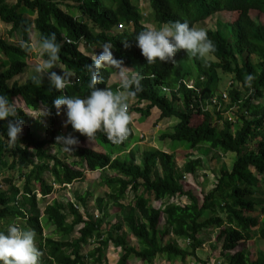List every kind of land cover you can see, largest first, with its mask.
<instances>
[{
    "label": "trees",
    "instance_id": "obj_1",
    "mask_svg": "<svg viewBox=\"0 0 264 264\" xmlns=\"http://www.w3.org/2000/svg\"><path fill=\"white\" fill-rule=\"evenodd\" d=\"M146 1L152 8L148 19L158 26L174 21H186L190 26H196V23L217 13L230 12L233 16L230 22L218 20L215 28L207 30L209 39L215 45V59L188 58L181 49L174 54V63L158 60L146 63L136 47L135 35L149 27L140 24V9L132 0H113L116 8L106 13L97 9L92 0L85 3V7H79L83 15L103 27L100 32L94 31L85 22V17L80 16V20L72 17L53 0H17L11 6L6 0H0V19L12 25L11 36L16 30L26 33V30L32 29L31 24H34L33 31L40 37L55 33L61 45L59 61L80 78L79 83L72 80L69 87L59 92L50 88L48 83L37 87L31 79L20 83L15 77L24 71L28 51L0 37V50L11 62L0 73V95L7 96L12 102L15 96H19L28 108L39 114L40 105L47 108L46 114L37 119H31L16 108L18 118L23 124L29 122L30 127L21 132L18 140L11 145L6 135L7 121H0V169L15 170L17 167L32 166L22 191L14 184L8 190H0V218L15 215L36 233V238L39 237L37 248L42 253L38 264H86L87 260L96 264H110L104 258L110 243L121 249L115 264H129L132 257L140 260L141 264H152L158 257L177 264L188 257L198 259L197 249L203 244L199 234L208 229H219L216 241L221 244V256L228 260L227 264H264L263 251H259L253 259V254L246 248L247 242L255 236L264 240V220L250 214L257 211L259 206L264 214V189L261 183V180L264 182V23L251 17L252 10L264 14V0ZM23 7L28 9V14H37L33 18L34 23L24 12H20ZM118 23L125 27L122 32H106ZM129 25L132 30H129ZM64 36L74 40L84 37L88 44H111L116 48L114 59L121 61L122 66L132 67L143 74L142 90L130 99L136 98L139 102L145 100L148 104L145 108L136 106L133 111L149 116L150 111L157 107L160 119H178L173 130L163 131L162 139L187 142L192 149L207 144L215 152L219 150L236 155L230 169L226 164L221 166L215 187L202 200L183 184L184 177L195 176L197 171L204 168L201 158L189 155L184 165L179 167L174 152L159 149L142 150L140 157L134 149L129 151L126 158L112 156L114 149L126 148L133 141L131 122L128 123V135L119 143L109 141L102 130L89 139L70 128L66 134L74 136L78 144L67 151L78 160L74 158L68 162L48 153L47 145L56 146L58 151L65 149L56 143L53 127L58 115L52 106V99L58 95L83 97L89 91L88 73L82 65H88L91 59L83 57L77 51L76 44L66 43ZM23 42L31 46L32 39L25 36ZM254 58L258 61H254ZM186 59H191L196 66V87L199 92L188 90L184 84L176 90L178 82L192 73L185 70ZM120 67L119 64H112L109 68L100 66L103 79L97 87L115 91L119 83L109 84V79ZM220 73L232 74L244 91L238 87L230 90L231 103L226 106L229 109L238 103L240 109L236 117L240 123L235 124L222 117V129H217L213 125L216 114L198 109L197 101L199 97L209 99L219 91L222 80ZM202 76L205 77L203 81L200 80ZM166 89L171 90L170 95L165 92ZM178 102H181L183 109L176 106ZM191 104L195 108H191ZM44 124L52 128L48 132L49 138L39 133ZM255 141L259 143L257 151L244 149ZM87 142L113 147V150L98 151L88 146ZM76 162L81 165L86 162L88 169L102 171L101 182L108 192L96 199L100 214L87 213V218H84L74 202L54 200L44 210L48 223L62 237L69 236L81 225L79 236L64 240L45 237L35 186L47 196L54 190L53 183L67 186L82 179L84 171L75 168ZM49 172L53 176V183L46 178ZM130 190L135 196L132 202L126 204L123 200L127 199ZM89 193L92 194L91 191ZM152 198L161 201L163 206L156 208L151 203ZM183 198L187 199V203H181ZM76 201L86 204V197L79 195ZM114 206L119 208L123 221L106 223L108 227L104 229L109 208ZM67 208L69 213L66 212ZM71 214L73 219L68 222L67 217ZM123 227L127 232L114 236V232L122 231ZM129 234L136 239L139 249L127 242ZM171 235L174 237L172 241L168 239ZM94 238L97 246L84 254V246ZM179 238L185 241V247L178 245Z\"/></svg>",
    "mask_w": 264,
    "mask_h": 264
},
{
    "label": "rangeland",
    "instance_id": "obj_2",
    "mask_svg": "<svg viewBox=\"0 0 264 264\" xmlns=\"http://www.w3.org/2000/svg\"><path fill=\"white\" fill-rule=\"evenodd\" d=\"M8 2V5H14L16 3V0H6ZM69 1L76 2L77 0H59V2L63 4ZM107 1V0H106ZM133 2L140 7V12L142 13V19L145 18L144 24L146 26L150 27H155L153 23H149L148 21V15L150 11H152V8L150 4L146 0H133ZM107 5H113L116 6L113 3V0H109ZM79 5H77L76 8H78ZM75 10V11H74ZM74 10H69V13L74 15L78 14V12L81 11L83 13V10L79 9V11ZM28 9L23 7L20 9V12H24L26 17H28L30 20H33V18L36 16L35 14H28ZM251 17L254 18L255 20H261L264 23V14H261L258 10H252L251 12ZM233 16L231 15L230 12H220L217 13L209 18H207L204 21L196 23V27H203L206 31L208 29L215 28L216 23L218 20H221L223 22H229ZM34 23V20H33ZM32 29L26 30V33H22L19 30H16L15 33L11 36L10 35V29H11V24L9 23H4L0 20V37H3L8 40L9 44H15L18 47H21V43L24 41L25 36L31 37L32 39V47L33 51H28L27 52V57H26V65L24 68V71L17 75L15 77V80L19 81L20 83H25L29 79H31V76L33 75V69L36 64H38L44 57L41 56L40 50L36 45L38 44L40 36L38 33L33 31V26ZM30 25V26H31ZM91 26H94L96 28V31H100V27L97 25L93 24L90 22ZM132 26H129L131 28ZM22 29V28H19ZM132 30V29H129ZM110 31H113L111 29ZM109 31V33H111ZM115 33H120L122 30H114ZM24 43V42H23ZM91 47V48H90ZM80 51H82L84 54L88 56L95 57V54H99L97 51H101L100 46L94 47L90 45H85L84 47L81 46ZM112 55L114 58V52L112 51ZM192 58V57H189ZM208 59L214 60L215 57L212 54ZM254 61H258L257 58H254ZM186 63L185 65V70L189 71L193 76H196V66L194 65L193 61L191 59H186L184 61ZM10 61L8 58L2 53V50H0V73L4 70H6L10 66ZM104 66H110L112 64H102ZM126 67V66H124ZM127 68V67H126ZM131 69V68H129ZM51 71H56L58 74H60L62 71L68 72L70 76L76 77L78 75L74 74L72 70H67L63 65H59L58 63L55 64V67L51 69ZM121 71H127V69H124L120 67L110 78L109 84H113L114 82L119 83V73ZM231 75L228 73H222V82L219 85V88L222 90L226 88V83L228 84L230 80ZM48 83V80L46 76L42 79L41 85H44ZM169 97V96H168ZM13 103L14 106L17 109H21L23 112H25L28 116L31 117V119H37L40 118V115L46 114L47 108L43 105H40L39 110L40 114L33 109H30L26 106V103L24 102L23 99L19 98V96H15L13 98ZM134 102H132L133 104ZM178 108H182L181 102H178L176 104ZM142 108H145V105L139 106ZM138 114H135L136 117H133L135 120V125H134V132H135V137L133 141L129 144L128 147L126 148H119L114 149V152H112V156H121L126 158L127 154H129V151L131 149H134L137 151V156H141V151L146 150V149H159V150H164L167 152H174L176 156V161L178 163V166L181 167L184 165V163L187 161V158L189 155H192L195 158H201L202 161H204V168L201 169L200 171H197V174L194 175H187V177H184L183 184L186 189H191L193 190L202 200L205 194H207L211 189H213L218 181V175L221 173V166L226 164L225 166L230 169L235 161V154H232L231 152H226L224 153L223 151H213L207 144H202L199 148L197 149H192L190 147V144L187 142H181V141H172L170 139H162L161 135L163 134V131L167 130H173V126L176 122H178V119L173 117V118H165V119H160V110L155 107L150 111L149 116H142L141 113L136 112ZM132 113L130 114V120H131ZM221 117V118H220ZM214 118L213 125L217 127V129H222L223 126V121L222 117L224 115ZM65 120V116L63 114V111H61L60 115L57 116L56 118V126L53 127L54 130L56 131V137L58 135H67L66 133L68 130L71 128L70 125L64 126L63 122ZM129 120V121H130ZM227 120V119H226ZM132 121V120H131ZM240 123V122H238ZM138 126L140 127L138 129ZM30 127L29 122H25L23 124V128L21 132H25L28 130ZM52 129L49 126H45V124L42 126V128L39 130V133L41 136L45 138H49V131ZM72 129V128H71ZM77 132V131H74ZM88 146H91L92 148L102 151V152H111L113 150V147H101L98 144L94 142H87ZM118 145V144H117ZM259 143L258 141L252 142L247 147L244 149L247 150L253 149V150H258ZM49 148L48 153L52 155H58L59 157L66 159L68 162H72L74 160V156L72 155L71 152L67 151L66 149H63L58 151V148L54 145H47ZM75 160H78V158H75ZM10 161H12L10 159ZM80 161V160H79ZM75 168L81 169L84 171V177L82 179L75 180L72 184H69L67 186L65 185H59V184H54L53 183V176L51 173L47 174L46 178L50 183H53L54 185V190L51 194L44 196L41 192L38 186H35L34 183L32 182V186L36 187L37 195H38V202H39V209L41 211L42 217V224H43V229H44V236H53L55 239H72L77 236H79V228L81 225L77 226L75 231L70 234L69 236L62 237L59 233H55L54 227L50 225L47 221V218L44 216V210L47 204L53 203L54 200H59L63 201L64 203L67 202H74L76 207L79 209L80 213L84 216V218H87V213H92L95 214V216H98L100 214V211L98 210L97 206V197L104 196L107 192L108 189L107 187L102 184L101 182V175L102 171L100 170H90L88 169L86 162H84L82 165L80 162H76ZM32 169V166H24L23 168H16L15 170H12V168H5L3 170L0 169V190H8L11 187V184H14L20 188V191H22L24 185L26 184V178L27 174L30 172ZM109 171V170H108ZM109 174H112L111 172H108ZM262 187L264 189V182L261 180ZM31 184V183H30ZM89 191L92 192V194L89 193ZM79 195H84L86 197V204H80L76 201L77 196ZM135 194L130 190L128 197L126 200H123L124 203H130L133 201ZM262 198V196H260ZM156 208H159L163 206V203L159 200H153L151 202ZM181 203H187V199L183 198L181 200ZM66 212L69 213V209H66ZM109 216L106 219L107 221L104 224V229L108 227L106 223H111V224H116V223H121L123 221L120 210L118 207L114 206L109 208ZM67 213V214H68ZM251 215H257L260 219L263 217V213L261 211V207L259 206L257 211L251 212ZM73 219V215H68L67 221L71 222ZM10 223H15L16 225L30 229L25 221L21 218L16 217L15 215L7 216L6 219H1L0 218V229H7L8 225ZM162 225V224H161ZM219 229L213 230V229H208L204 230L199 234V237H201V240L203 241V244L200 248L197 249V255L198 259L194 257H188L184 261H180L177 264H224L225 262L223 261L224 258L221 257V244L216 241V236L218 233ZM122 232H127L126 227H123L122 231H115L114 236L122 234ZM170 241L174 239V237L171 235L168 238ZM254 239V238H253ZM256 241H260V238H256ZM38 242H39V237L36 238L35 236V244L38 247ZM127 242L130 245H133L137 249H139V245L136 241V239L132 235L127 236ZM185 241L181 238L177 239V243L181 247H185ZM243 244H240L242 246ZM252 245V244H251ZM255 242L253 243V249H255ZM97 246V242H95V238L93 241L90 243L86 244L84 246L83 253L87 254L88 251L93 249L94 247ZM119 248H115L111 243L110 246L107 248V250L104 252V258L108 260L110 264H115L118 259H119V254H120ZM45 257V254H44ZM254 258V256H252ZM220 261V262H219ZM86 264H96L92 262L91 260H87ZM129 264H141V261L138 259H135L134 257L131 258L129 261ZM152 264H172L169 263L168 261L165 260L164 257H158Z\"/></svg>",
    "mask_w": 264,
    "mask_h": 264
},
{
    "label": "clouds",
    "instance_id": "obj_3",
    "mask_svg": "<svg viewBox=\"0 0 264 264\" xmlns=\"http://www.w3.org/2000/svg\"><path fill=\"white\" fill-rule=\"evenodd\" d=\"M53 1L57 3L58 7H61L69 13V10L76 9V11H79V7H85V3H88L90 0L66 1L67 4L63 5L59 0ZM108 2L109 0H92L93 5L105 13L113 11L116 8V6L107 5ZM132 3L140 9L139 5L135 4L133 0ZM77 5H79L78 8H76ZM140 14L142 16L141 12ZM80 16L85 17V22L89 25L90 22L97 25L86 15H83L81 11L77 15H75V12L72 15V17L78 18L79 20ZM144 20L145 18L141 19L140 24L146 26L142 22ZM148 21L149 23H153L155 27L146 28L135 35L136 47L140 50L141 55L148 64L157 60L163 63H174V54L181 49L186 52L188 58L193 57L201 60L210 57L215 52V45L209 39L207 31L203 27L190 26L186 21H174L161 26H158L153 20L148 19ZM97 26L101 28L100 31L103 30V27L100 25ZM91 27L96 31L94 26ZM123 28H125L123 24L118 23L111 28L113 31L108 29L106 32L108 34H116L114 30L120 31ZM64 41L69 44H76L77 51L84 55L83 57L91 59V63L88 65L84 63L82 65L86 67L88 73L87 88L89 91L83 97L76 95H58L54 97L52 99V106L55 108L56 114L60 115L61 109H63L65 116L64 126L70 125L74 131L79 132L89 139L98 130H102L109 141L113 143L121 142L129 133L128 123H132L130 114L136 112L135 110L133 111V108L148 104L147 101L143 100L139 102L136 98L133 104L128 103L131 97L142 90L141 80L144 78L143 74L132 67L126 68L122 66L121 61L114 59L112 51L115 57L116 48H113L111 44H88L84 37L74 40L64 36ZM86 44L94 47L100 46L101 51H97L99 54H95V57L88 56L80 51L81 46L84 47ZM20 46L26 51H33L32 46H26L23 42ZM36 47L39 48L41 56L46 58L36 64L33 69L31 81L34 85L39 87L42 79L46 76L49 87L59 92L69 87L72 80L76 83L80 82L79 77L72 78L68 72L62 71L58 74L56 71H51L57 63L63 65L69 71L66 65L59 61L58 54L61 45L57 42L55 33H49L46 36L42 35ZM102 64H119L122 68L127 69V71H121L119 73V86L115 91L106 87H97L98 84L102 83L103 79L99 72L100 66L105 68L111 66H104ZM220 74L223 80L222 73ZM230 75L231 77L228 84L226 83V88L219 89V91L227 90L230 94V90L235 87L244 91L241 84L235 81L232 74ZM197 76V73L196 76L189 74V76L179 81L177 86L179 84L180 87L182 84L186 86L184 81H194L195 88L189 89L187 86L186 88L188 90H196ZM204 79V76L200 77V80L203 81ZM248 79L250 80L251 77L249 76ZM165 92L169 95L171 94L170 89H166ZM180 97L183 98L182 95ZM128 105L130 108L129 111ZM17 113L18 111L14 103L7 96L0 95V121H7L6 135L10 145L18 140L23 128V121L18 118ZM238 122L237 120L236 123ZM56 143L61 144L66 150H71L73 146L78 144V140L71 134L58 135L56 137ZM35 236L36 233L33 230L22 228L15 223H10L6 231H0V264H38V259L42 253L35 244Z\"/></svg>",
    "mask_w": 264,
    "mask_h": 264
},
{
    "label": "built area",
    "instance_id": "obj_4",
    "mask_svg": "<svg viewBox=\"0 0 264 264\" xmlns=\"http://www.w3.org/2000/svg\"><path fill=\"white\" fill-rule=\"evenodd\" d=\"M187 88H195L194 81H184ZM180 89V84L177 86L176 90ZM199 92L198 89H196ZM231 103V97L227 90L219 91L215 95L211 96L209 99H203L199 97L197 104L198 109H202L203 111H213L216 114V117L224 115V119L232 123L237 122L236 113L239 111L240 107L237 104L231 105L229 109H226V106ZM191 108H195L193 104H191ZM128 105V111H129ZM197 109V108H196ZM220 262V261H219ZM222 264V263H221Z\"/></svg>",
    "mask_w": 264,
    "mask_h": 264
},
{
    "label": "crops",
    "instance_id": "obj_5",
    "mask_svg": "<svg viewBox=\"0 0 264 264\" xmlns=\"http://www.w3.org/2000/svg\"><path fill=\"white\" fill-rule=\"evenodd\" d=\"M135 101V99H129V101H128V103L129 104H132V102H134ZM135 114H138V113H136V112H132V116H131V120H132V128H134V125H135V120H134V118L133 117H136L135 116ZM140 127L138 126V129H139ZM133 132H134V129H133ZM134 137H135V132H134ZM255 216H257V215H255ZM258 217V216H257ZM260 220H264V214H263V217L260 219ZM256 238L258 237V238H260L259 236H255ZM255 237H254V239H251V240H249L248 242H247V244H246V248H247V250L248 251H250L253 255L252 256H254V258L253 259H255L256 257H257V253L259 252V251H263L264 252V240H262L261 238H260V240H261V242L260 241H256V239H255ZM255 242V249H253V243ZM252 244V245H251ZM222 257V256H221ZM224 258V257H223ZM225 263L224 264H227L228 262V260L226 259V258H224V260H223Z\"/></svg>",
    "mask_w": 264,
    "mask_h": 264
}]
</instances>
